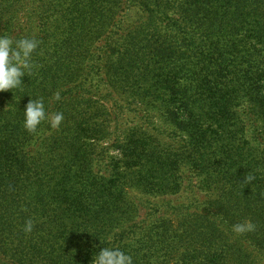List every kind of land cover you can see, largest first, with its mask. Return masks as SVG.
Segmentation results:
<instances>
[{
  "label": "trees",
  "instance_id": "16d2710c",
  "mask_svg": "<svg viewBox=\"0 0 264 264\" xmlns=\"http://www.w3.org/2000/svg\"><path fill=\"white\" fill-rule=\"evenodd\" d=\"M0 33L40 41L23 91L0 92V264H91L109 243L134 264L264 259V0H0ZM30 98L58 129L23 127ZM182 170L205 200L140 219L130 192L175 193Z\"/></svg>",
  "mask_w": 264,
  "mask_h": 264
},
{
  "label": "clouds",
  "instance_id": "9594fccd",
  "mask_svg": "<svg viewBox=\"0 0 264 264\" xmlns=\"http://www.w3.org/2000/svg\"><path fill=\"white\" fill-rule=\"evenodd\" d=\"M39 46L40 41L35 34L15 37L11 33H0V92L23 91L25 84L22 83V79L34 75L38 68L34 54ZM52 99L59 101L61 99L60 93H54ZM22 114L23 127L29 132H35L44 122H47L50 128L58 129L64 120L62 112L52 113L46 109L43 98H30ZM253 179V176L247 175L244 184ZM33 226V221L28 220L24 230L31 232ZM253 228L254 226L250 222L232 225V231L236 234L250 232ZM112 240L113 236L110 235L108 241L111 242ZM91 264H134V260L123 247L109 243L107 246L101 247L99 252L92 256Z\"/></svg>",
  "mask_w": 264,
  "mask_h": 264
},
{
  "label": "rangeland",
  "instance_id": "374dc122",
  "mask_svg": "<svg viewBox=\"0 0 264 264\" xmlns=\"http://www.w3.org/2000/svg\"><path fill=\"white\" fill-rule=\"evenodd\" d=\"M107 107H110V104H107ZM123 116H121V122H123V125H128V127L133 126L134 124H142L143 121L138 114L134 112L126 111ZM154 119L158 122L157 123V129L156 132L159 134L158 137L163 142H170L166 131H164V128H160V126L164 127L163 119H158L159 116L153 115ZM165 125V124H164ZM166 126V125H165ZM114 124L111 126V131H113ZM153 133V132H152ZM154 135H157L156 133H153ZM113 139L111 140V142ZM110 142V143H111ZM172 143V141H171ZM113 157H118L117 150L112 149L110 150ZM183 173L180 174L181 180H178L179 186L175 189V193H156L151 194L147 193L144 194L140 191V189H134L130 192V200L131 203H133L134 206L139 207L140 212L139 216L140 219L144 218V215L146 214V211L150 210H161L167 208L166 204H169V207H177L178 205H189L194 201L202 202L205 200L206 192H204L202 189L199 188L198 180L194 175L189 172L188 170H182ZM172 194V195H171ZM170 209V208H169ZM172 210L170 209L169 213ZM169 264H174L173 262H170ZM256 264H264V259H258V262Z\"/></svg>",
  "mask_w": 264,
  "mask_h": 264
}]
</instances>
